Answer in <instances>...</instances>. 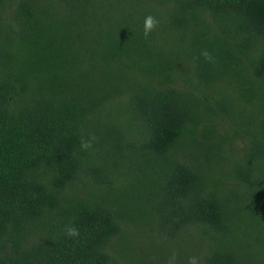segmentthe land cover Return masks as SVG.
<instances>
[{
  "label": "trees",
  "instance_id": "16d2710c",
  "mask_svg": "<svg viewBox=\"0 0 264 264\" xmlns=\"http://www.w3.org/2000/svg\"><path fill=\"white\" fill-rule=\"evenodd\" d=\"M173 253L264 264V0H0V264Z\"/></svg>",
  "mask_w": 264,
  "mask_h": 264
},
{
  "label": "clouds",
  "instance_id": "9594fccd",
  "mask_svg": "<svg viewBox=\"0 0 264 264\" xmlns=\"http://www.w3.org/2000/svg\"><path fill=\"white\" fill-rule=\"evenodd\" d=\"M159 21L153 17L152 15H148L145 17L144 20V25H143V35L145 36V38H147L149 36V34L156 28V26L158 25ZM207 62L209 63H215V59L212 56V54L210 52H208L207 50H204L201 52L200 54ZM95 136H91L88 140H81V148L86 150L92 147V143L95 140ZM66 234L69 237H76L79 235V230L76 229L75 227H68L66 229ZM176 258V254L173 253L172 257L169 260V264H174ZM188 264H197V260L195 257H190Z\"/></svg>",
  "mask_w": 264,
  "mask_h": 264
}]
</instances>
